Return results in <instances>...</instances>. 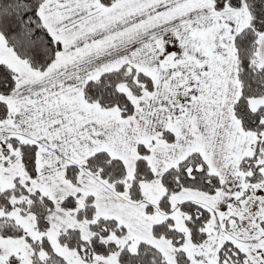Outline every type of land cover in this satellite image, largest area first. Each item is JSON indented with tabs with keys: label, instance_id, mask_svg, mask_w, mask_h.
<instances>
[{
	"label": "snow or ice",
	"instance_id": "snow-or-ice-1",
	"mask_svg": "<svg viewBox=\"0 0 264 264\" xmlns=\"http://www.w3.org/2000/svg\"><path fill=\"white\" fill-rule=\"evenodd\" d=\"M0 264H264V0H0Z\"/></svg>",
	"mask_w": 264,
	"mask_h": 264
}]
</instances>
